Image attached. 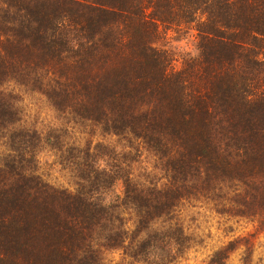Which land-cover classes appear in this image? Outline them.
Returning <instances> with one entry per match:
<instances>
[{
	"label": "trees",
	"instance_id": "1",
	"mask_svg": "<svg viewBox=\"0 0 264 264\" xmlns=\"http://www.w3.org/2000/svg\"><path fill=\"white\" fill-rule=\"evenodd\" d=\"M161 29L194 31L199 57L176 70L153 44ZM10 80L141 139L179 186L127 178L106 204L0 163V264H104L112 249L169 264L191 244L172 216L191 189L264 224V0H0L2 120L16 112Z\"/></svg>",
	"mask_w": 264,
	"mask_h": 264
},
{
	"label": "rangeland",
	"instance_id": "2",
	"mask_svg": "<svg viewBox=\"0 0 264 264\" xmlns=\"http://www.w3.org/2000/svg\"><path fill=\"white\" fill-rule=\"evenodd\" d=\"M153 44L169 52L176 70L183 68L184 59L200 55L194 31L161 29ZM3 91L2 98L13 101L16 112L10 116L4 112L5 120L0 119V163L13 160L57 188L87 192L106 204L123 197L127 178L143 189H178L166 158L141 139L114 134L101 123L56 106L39 90L12 80L5 82ZM187 175L188 183L194 185L193 173ZM191 191L193 195L177 200L172 212L192 237L191 244L169 264H211L221 250L227 252L223 264H264V224L224 213L229 204L219 196L223 191L210 196ZM127 211L131 214L124 215L133 218L132 211ZM102 255L104 264H152L117 249Z\"/></svg>",
	"mask_w": 264,
	"mask_h": 264
}]
</instances>
